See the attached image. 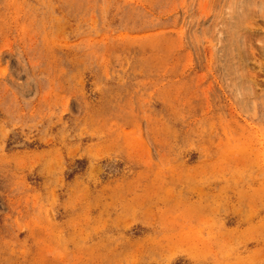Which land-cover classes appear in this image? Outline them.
Instances as JSON below:
<instances>
[{"label": "rangeland", "instance_id": "1", "mask_svg": "<svg viewBox=\"0 0 264 264\" xmlns=\"http://www.w3.org/2000/svg\"><path fill=\"white\" fill-rule=\"evenodd\" d=\"M0 264H264V0H0Z\"/></svg>", "mask_w": 264, "mask_h": 264}]
</instances>
